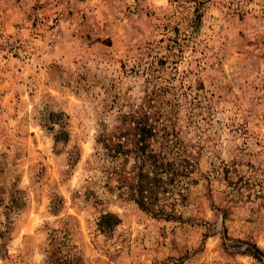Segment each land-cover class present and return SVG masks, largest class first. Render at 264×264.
Segmentation results:
<instances>
[{
  "label": "rangeland",
  "instance_id": "374dc122",
  "mask_svg": "<svg viewBox=\"0 0 264 264\" xmlns=\"http://www.w3.org/2000/svg\"><path fill=\"white\" fill-rule=\"evenodd\" d=\"M137 121L187 166L163 195L178 219L118 188L133 158L97 141ZM252 244L264 0H0V264H263Z\"/></svg>",
  "mask_w": 264,
  "mask_h": 264
},
{
  "label": "trees",
  "instance_id": "16d2710c",
  "mask_svg": "<svg viewBox=\"0 0 264 264\" xmlns=\"http://www.w3.org/2000/svg\"><path fill=\"white\" fill-rule=\"evenodd\" d=\"M133 133H103L97 141L102 144L105 156L115 158L119 155L132 156L135 175L133 180L127 181L118 178V188L125 191L142 210L155 217L165 219H178L173 208L167 210L163 204V195L168 186L173 185L178 176L188 173L187 166H181L177 158L170 159L163 150L150 149L154 136L151 126L142 121H137ZM132 135V136H130ZM114 173L118 171L113 170ZM118 223L116 215L107 213L101 216L98 225L103 232L110 231ZM252 249H246L254 258L262 261L263 251L252 244Z\"/></svg>",
  "mask_w": 264,
  "mask_h": 264
}]
</instances>
